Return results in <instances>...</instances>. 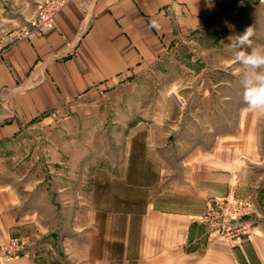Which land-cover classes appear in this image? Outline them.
<instances>
[{"label": "rangeland", "instance_id": "obj_1", "mask_svg": "<svg viewBox=\"0 0 264 264\" xmlns=\"http://www.w3.org/2000/svg\"><path fill=\"white\" fill-rule=\"evenodd\" d=\"M40 2L0 0V47L32 26ZM246 7L264 8V2H232L223 18L187 36L193 42L83 101L33 119L0 145V264L35 259L22 241L33 252L45 243L48 264L54 249L83 264L97 233L95 253L105 246L101 233L122 248L117 240L137 225L134 216L144 215L163 192L182 193L187 170L213 165L206 154L215 147L222 152V174L232 173L235 181L212 199L203 229L233 249L241 264H261L255 248L264 239V117L247 109L235 75L239 65L225 59L232 57L229 37L249 24L259 30L253 46L264 45V37H256L264 32V11L245 15ZM197 149L205 156L189 157ZM167 167L184 171L176 176L170 170L168 178H179L170 185L159 173ZM232 204L243 212L251 205L252 212L233 221Z\"/></svg>", "mask_w": 264, "mask_h": 264}, {"label": "crops", "instance_id": "obj_2", "mask_svg": "<svg viewBox=\"0 0 264 264\" xmlns=\"http://www.w3.org/2000/svg\"><path fill=\"white\" fill-rule=\"evenodd\" d=\"M248 1L211 0L209 7L205 0H69L58 11L52 28L15 39L0 51V145L14 140L33 119L141 73L182 43L193 42L187 36L223 18L234 7L230 8L232 2ZM242 11L248 15L264 8ZM260 36L264 37V32L256 35ZM230 55L226 61L235 63L233 52ZM218 149L206 154L213 165L197 163L189 172L185 168L190 177L181 186L182 193L163 192L149 202L144 215L134 216L137 225L131 231L129 225L126 237L117 240L122 241V248L109 245L111 237L101 233L105 246L95 253L94 242L100 244L97 233L91 239L96 241L87 246L83 264H241L233 249L207 238L203 229L202 219L209 213L212 199L226 194L235 181L232 173L222 174ZM200 150L189 157L205 156ZM159 173L167 176L170 185L179 178L168 175L181 176L184 171L167 167L165 173ZM90 217L93 225V213ZM44 244L39 243L36 249L34 245L36 260L23 264H48L49 257L48 263L42 259ZM255 249L264 264V239ZM53 253L55 261L50 264H72L68 256L55 249Z\"/></svg>", "mask_w": 264, "mask_h": 264}, {"label": "clouds", "instance_id": "obj_3", "mask_svg": "<svg viewBox=\"0 0 264 264\" xmlns=\"http://www.w3.org/2000/svg\"><path fill=\"white\" fill-rule=\"evenodd\" d=\"M212 7L211 0H205ZM252 28L236 37H229L228 47L233 52L234 62L239 65L235 75L243 89L242 98L247 109L264 117V46H253ZM245 49H248L247 51Z\"/></svg>", "mask_w": 264, "mask_h": 264}, {"label": "built area", "instance_id": "obj_4", "mask_svg": "<svg viewBox=\"0 0 264 264\" xmlns=\"http://www.w3.org/2000/svg\"><path fill=\"white\" fill-rule=\"evenodd\" d=\"M69 0H45L41 5L40 9L37 13V17L35 21L32 23L31 27L25 28L23 33L18 35L16 39H20L25 36H29L34 33H44L46 30L49 28H52L55 25V19L57 16L58 11L60 8L66 4ZM259 2H264V0H258ZM3 47H0V51ZM238 205V204H237ZM249 209V210H248ZM244 208L241 210V206L236 207V204H232L229 206L228 214H232V219L235 221L238 219V217L245 216L249 213L252 212V207L251 205L247 204V211L243 212ZM235 214V216H234ZM22 247L21 248H26L29 249V252H32L31 246L29 247L28 244L24 241L21 242ZM32 245V244H31Z\"/></svg>", "mask_w": 264, "mask_h": 264}]
</instances>
